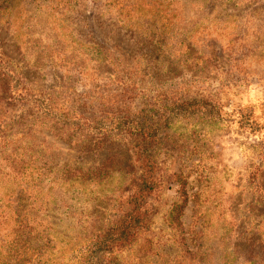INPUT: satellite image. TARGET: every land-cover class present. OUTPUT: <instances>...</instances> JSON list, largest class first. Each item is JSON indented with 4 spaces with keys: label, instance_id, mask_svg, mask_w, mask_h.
Listing matches in <instances>:
<instances>
[{
    "label": "trees",
    "instance_id": "1",
    "mask_svg": "<svg viewBox=\"0 0 264 264\" xmlns=\"http://www.w3.org/2000/svg\"><path fill=\"white\" fill-rule=\"evenodd\" d=\"M251 1H161L159 10L165 8L170 12L165 11L166 22L159 28L162 33L147 30L150 35L137 43L142 49L132 59L117 52L110 56L111 50L103 45H82L87 52L80 56L90 59L91 64L112 65L114 73L109 89L76 94L71 99L60 97L64 91L60 87L37 92L20 73L15 60L0 46V264H35V261L48 264V253L55 249L57 240L63 239L62 222L81 220L92 209L101 208L97 204L104 203L110 191L103 196L100 185L111 179L113 173L126 178L110 198L113 204L110 211L116 218L112 224L86 232L84 244L72 252L67 264H123L119 256L130 252L149 230L156 213L155 204L171 186H177L178 197L168 223L181 234L179 220L191 198L198 208L216 205V201H211L213 180L205 172L197 174L198 186L191 195L190 176L185 173L181 158H184L183 148L198 158L199 167H204L208 157H213L211 135L229 113L222 102L214 100L215 91L210 89L214 81L211 64L222 62L224 49L217 48L219 40L209 36V28L230 20H254L252 16L256 13L255 19L264 18L263 4L249 11H238L237 8ZM10 3L11 0H0V20L10 11ZM179 6L184 11L204 10L207 14L201 20H211L209 26H204V22L198 25V29L204 26L202 38H207L205 32L209 36L203 52L196 48L197 40L193 41L189 28L175 39L173 30L169 35L179 18ZM75 40V45L80 46ZM243 59L238 57L235 61L241 63ZM36 64L31 61L29 65L38 69ZM233 113L239 114L240 128L254 136L261 134L262 129L249 108ZM19 126L17 138L24 139L28 128L53 130L84 155L123 150L131 169L118 166L115 172L113 164L106 162L100 170H84L55 164L38 153L23 154L20 160L21 154L10 148L14 143L13 133ZM257 147L261 164L251 172V184L255 191L254 204L260 212L256 220L261 224L245 232L238 233L234 228L224 233L237 235V243L243 238L251 243L249 247L256 244L261 247L256 254L241 256L238 261L234 257L227 263L241 264L242 260V264H264L260 254L264 250V237L261 234L257 237L264 227V136ZM85 195L89 205L83 210L79 203ZM209 212L206 210V215L201 216L203 225L209 221L206 220ZM184 241L182 237V244ZM235 249L240 246L236 244ZM191 254L184 250L177 263L192 261L188 258Z\"/></svg>",
    "mask_w": 264,
    "mask_h": 264
},
{
    "label": "rangeland",
    "instance_id": "2",
    "mask_svg": "<svg viewBox=\"0 0 264 264\" xmlns=\"http://www.w3.org/2000/svg\"><path fill=\"white\" fill-rule=\"evenodd\" d=\"M161 1L164 0H11L10 11L0 20V46L15 60L20 73L37 92L60 87L64 88L60 97L71 99L76 94L109 89L114 67L91 64L90 59L80 56L87 52L82 45H103L111 50L110 56L117 52L132 59L142 49L137 43L150 35L147 30L162 33L159 28L164 26L170 12L165 8L167 13L159 10ZM167 4L168 1L164 7ZM260 4L264 5V0H252L237 9L249 11ZM179 8V18L169 35L173 30L175 39L189 28L191 38L197 40L195 46L199 52L204 51L209 36L219 40L217 48L224 49L222 62L211 64L214 81L210 89L215 91L214 100L225 106L229 118L226 117L211 135L213 157H208L204 167L196 165L198 158L191 150L183 148L184 158H181L185 173L190 176L191 195L198 186L195 181L197 174L205 172V176L213 180L211 201H216L219 206L210 204L198 208L191 198L179 220L181 234L168 223L169 213L178 197L177 186L169 187L155 204L156 213L149 230L142 234L130 252L119 257L123 264H238L240 262H227L234 257L238 261L241 256L256 254L261 247L256 244L251 248V243L243 241V238V242L237 243V235L234 237L233 232L226 234L224 231L235 228L240 233L261 224L260 220H256L260 212L254 204L251 172L261 164L257 144L264 136V18L255 19L256 13L252 16L254 20H230L217 28H209L211 34L208 36L205 32L207 38L204 39L203 27L209 26L211 20L201 19L207 13L199 9L194 12L192 8L185 11L181 6ZM202 22L205 25L198 29ZM75 39L80 46L75 45ZM238 57L244 58V61L236 62ZM31 61L37 63L38 69L29 65ZM46 63L49 66L44 65ZM241 108H249L253 113V119L262 129L260 135L254 136L237 124L239 114L233 112ZM20 131L19 126L13 133L14 143L10 147L21 154L18 156L20 160L23 154L38 153L55 164L84 170H100L106 162L113 164L115 172L118 166L131 169L123 150L84 155L53 130L28 128L24 139L17 138L16 134ZM113 174L111 179L100 185L103 196L107 190L110 191L104 203H96L101 208L92 209L89 216L81 220L62 222L65 241H56L55 249L48 253V264H67L72 252L84 244L86 232L112 224L116 215L110 211L113 205L110 198L126 179L121 174ZM97 192L100 195L101 191ZM86 200L87 195L79 203L83 210L89 205ZM206 210H210V217H206L209 221L203 225L201 216ZM260 234L264 237V227L259 230L258 238ZM182 237L185 239L183 244ZM236 244L240 249H235ZM186 249L192 253L188 255L192 261L177 263ZM260 254L264 259V250Z\"/></svg>",
    "mask_w": 264,
    "mask_h": 264
}]
</instances>
